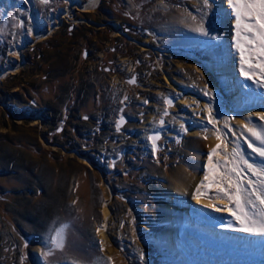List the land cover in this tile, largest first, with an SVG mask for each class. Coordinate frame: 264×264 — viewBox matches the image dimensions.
Wrapping results in <instances>:
<instances>
[{
    "label": "rangeland",
    "instance_id": "rangeland-1",
    "mask_svg": "<svg viewBox=\"0 0 264 264\" xmlns=\"http://www.w3.org/2000/svg\"><path fill=\"white\" fill-rule=\"evenodd\" d=\"M72 1L88 0H0V74L20 66L0 79V264H264V235L237 231L226 211L209 207L228 203L209 199L215 185L202 189V211L185 207V193L170 200L165 191L181 173L201 182L217 143L214 162L236 145L250 163L264 160L248 148L243 130L264 120L246 115L244 103L233 104L234 80L227 89L208 70L210 54L220 58L221 46L173 48L167 43L173 33H162L188 17L217 36L226 24L232 35L227 1L208 0L205 7L204 0H101L91 12L73 10L38 40ZM24 42L19 58L16 49ZM252 54L256 64L259 56ZM236 62L240 66L239 56ZM238 77L256 85V110L264 114V87ZM208 107L221 132L208 123ZM156 133L154 149L150 135ZM194 155L202 157L198 167ZM105 204L111 218L103 244ZM165 205L178 254L156 247L169 226ZM209 220L222 221L223 228ZM63 225L60 249L50 236ZM214 229L218 239L209 233ZM189 239L198 243L192 250L185 249Z\"/></svg>",
    "mask_w": 264,
    "mask_h": 264
},
{
    "label": "snow or ice",
    "instance_id": "snow-or-ice-1",
    "mask_svg": "<svg viewBox=\"0 0 264 264\" xmlns=\"http://www.w3.org/2000/svg\"><path fill=\"white\" fill-rule=\"evenodd\" d=\"M228 3L235 18V46L239 53L240 75L264 87V0H228ZM204 5L207 7L208 0H204ZM196 31L208 35L203 25ZM253 52L259 56L256 64L252 63ZM257 67L259 68L258 79L255 78ZM130 82L134 83V80ZM205 95H211V93L206 91ZM165 102L171 104L170 100ZM259 119L264 120V115H260ZM208 123L212 124L217 132H221L219 128H216L217 121L211 107H208ZM225 126L228 127L227 121ZM181 127L183 128V125ZM117 128L119 130V124ZM243 130L247 134L245 139L248 148L252 153L264 158V126L257 128L251 123H245ZM221 135H217V140L221 139ZM150 139L155 141L159 137H150ZM254 141L258 142L259 146H256ZM155 147L156 145L153 144L154 149ZM218 150H221L220 143H217L208 153V173L197 186L194 198L199 200L202 195H207V192H202V189L206 190L215 185L217 191L209 195V199L226 200L228 203L224 207L215 204H210L209 207H214L217 212L226 211L239 225L237 231L264 235V160L259 165L250 163L239 145H236L230 152H223L224 160L214 162L213 158L217 156ZM231 226V224L228 225V227ZM67 227V225L59 227L54 235L50 236V242L56 248H63ZM49 254L45 253L46 256ZM142 258L143 254H141Z\"/></svg>",
    "mask_w": 264,
    "mask_h": 264
},
{
    "label": "bare ground",
    "instance_id": "bare-ground-1",
    "mask_svg": "<svg viewBox=\"0 0 264 264\" xmlns=\"http://www.w3.org/2000/svg\"><path fill=\"white\" fill-rule=\"evenodd\" d=\"M6 1L9 2L10 0H6ZM100 1L101 0H88L84 5L80 4L78 1L70 2L67 9H65L64 11H59L57 12L56 15H54L55 22L53 26L49 29V31L46 34L44 35L40 34L38 37V40L51 36L54 33V31L58 29L62 20L69 19L71 17L70 15L73 10L77 9L80 11L91 12L98 7ZM192 1H196V0H192ZM226 1H227V5L230 6V4L228 3V0ZM28 4L30 5V3ZM188 20H190L188 17L179 18L177 19L176 22L174 20V22H171L168 25H165L163 27V31H162L163 34H168L169 32L173 33V38L171 37L168 38L167 43L173 48H190V49H201L205 47L212 48V46L215 43L219 44L221 46V57L217 58L214 56V54L213 55L210 54L208 70L214 72L216 75H219L222 81V85L225 86L227 89H229V80H231V83H233L232 81L234 80L233 87L235 88V91L233 92L229 90V94L230 96H232L231 98L233 99L234 105L238 106L241 102L244 103L243 108H245L244 110H246L245 111L246 115L250 114L251 116H254L256 118L260 117V115H264L259 110H256V107L259 106V104L261 103L260 101H257V102L255 101L258 97L256 95V92L258 89L256 85L254 83L248 84L246 82H241L242 79L240 80V78L238 77L240 74L239 72L240 66H237L238 63L236 62V60L238 59L239 53L235 46V29H234V32H232L233 34L231 35V31H229L226 28V24H224L222 33L219 36L211 33L210 31H206L208 35H203L200 32L196 31V29L200 26L195 24L194 22H187ZM39 24L41 25L42 22H40ZM232 41H233V45L231 46ZM27 46H28L27 43L24 42L21 47H18L16 49L17 56L19 58L21 57L22 51ZM145 47H146V44H143L142 48H145ZM19 69H20V66L15 67V68H10V67L5 68L0 74V79L5 78L7 75L17 74ZM166 82H168L167 79H166ZM251 96L253 97L252 99L254 100L256 104H254L253 101L249 99V97ZM262 96H264L263 92L261 93L260 97ZM181 103L183 104L184 102L183 101L177 102L176 107H179ZM195 133L196 132H192V135H194ZM214 142L211 141L210 147L214 144ZM201 158H202L201 156L194 155V158H193L194 166L196 167L199 166ZM85 162L87 163V160ZM200 183L201 182L197 176H188L187 174L185 175L181 173L180 182L169 183L168 185H166L165 191L169 195L170 200L172 198H174L175 200L179 199L185 193L186 194V197H184L186 199L185 207L189 209H193L194 207L198 206V209L202 211L205 209L202 206L206 205L204 204V202L199 203L198 202L199 200H196L194 203L192 201L190 202L188 201V197L190 195L194 196L195 190L197 186L200 185ZM199 204H202V205L199 206ZM165 206H167V209L170 210L169 212L170 216L168 215L169 217L165 218V221L169 223V226H168V229L163 234H161L162 236L157 237L158 241H156V247L161 250H166V252H174L178 254L179 247H180L179 246L180 240H178L176 225L173 223V219L171 216V208L168 205H165ZM102 215H103V225L102 227L99 228L100 230L99 238L102 240L103 244H105L104 242V238L106 236L105 230L107 228L108 221L111 218V212L108 208V204H105L103 206ZM208 222L214 223L215 227L221 226L223 228L222 221H220V223H217L216 220H209ZM223 223H226V222H223ZM209 233L211 236H213L216 239H218L221 235L220 232L216 229L212 230L211 232L209 231ZM197 244L198 243L196 241L189 239L186 242L185 249L192 250ZM35 252L39 254L40 248L36 247Z\"/></svg>",
    "mask_w": 264,
    "mask_h": 264
},
{
    "label": "water",
    "instance_id": "water-1",
    "mask_svg": "<svg viewBox=\"0 0 264 264\" xmlns=\"http://www.w3.org/2000/svg\"><path fill=\"white\" fill-rule=\"evenodd\" d=\"M134 80V83H135V79H132V80H130V81H133ZM131 84H134V83H132V82H130ZM125 124V119H123V122L121 123V120L119 121V126L121 127V126H123ZM155 136H158L159 137V139H160V137H161V134L160 133H156V134H151L150 135V137H155ZM158 139V140H159ZM158 140H155V141H153L152 139H151V141H152V143L153 144H155L156 145V147H155V149H157V141Z\"/></svg>",
    "mask_w": 264,
    "mask_h": 264
}]
</instances>
